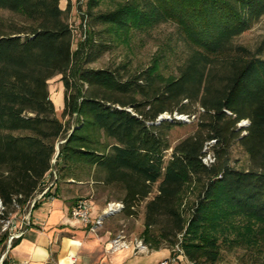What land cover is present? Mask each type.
Returning a JSON list of instances; mask_svg holds the SVG:
<instances>
[{
    "label": "trees",
    "instance_id": "obj_1",
    "mask_svg": "<svg viewBox=\"0 0 264 264\" xmlns=\"http://www.w3.org/2000/svg\"><path fill=\"white\" fill-rule=\"evenodd\" d=\"M88 1V34L73 48L70 0H0V11L20 17L0 15V198L7 209H27L55 169L51 187L88 181L106 202H120L124 217L142 215L139 237L151 249L173 255L177 245L190 264H216L241 245L246 264H256L264 249V38L254 48L234 39L264 16V0H118L97 11L91 8L100 0ZM160 22H172L183 41L176 74H164L158 59L137 70L88 65ZM57 74L61 118L48 88ZM165 112L171 117L158 120ZM196 112V129L172 144L171 130L182 123L173 114ZM235 143L247 154L245 168L230 164ZM207 152L214 159L206 164ZM234 216L256 222L254 243L218 227Z\"/></svg>",
    "mask_w": 264,
    "mask_h": 264
},
{
    "label": "rangeland",
    "instance_id": "obj_2",
    "mask_svg": "<svg viewBox=\"0 0 264 264\" xmlns=\"http://www.w3.org/2000/svg\"><path fill=\"white\" fill-rule=\"evenodd\" d=\"M118 0H100L96 7H92V11L99 9L113 8ZM71 7L67 12V19L73 27V48L77 46L79 41L83 40L88 34V26L86 19H84V13L88 10V0H70ZM62 6H66V2L62 1ZM0 15L7 19L20 20V17L7 11H0ZM264 38V16L248 30L238 35L234 42L247 45L251 48L256 45ZM180 40L179 34L177 33L176 26L172 22H160L151 28L144 30L133 31L130 35L117 45H112L107 51L102 53L97 59L90 62L88 65L93 67H101L107 64H121L126 63L130 69L137 70L152 64H155L164 74H176L177 66L181 63L185 56V49ZM158 59V63L156 61ZM48 88L50 97L57 106L56 115L61 118L62 107H59L60 101L63 102V87L60 80V75L57 74L48 80ZM63 104V103H62ZM175 118L181 120V124L174 126L171 130L170 139L172 144L180 138L192 133L196 129L198 112L195 115L188 116L187 114H173ZM165 118L171 117L168 112L162 114ZM184 118V119H182ZM246 120L241 121L239 124H246ZM212 144V143H210ZM207 143V147L210 146ZM230 164L237 168H245L248 165L247 154L235 143L230 152ZM53 174L50 172L47 175L46 183L49 184L53 181ZM69 184H75L72 181H63L60 183L65 189L64 193H70L71 187ZM92 185V184H91ZM76 187V184H75ZM81 197L89 198L92 200V206L99 211L101 214L105 212L111 202H106V194L97 190L93 186L87 187L85 184L80 192ZM191 194L185 197V200H191ZM187 216L188 212L185 210ZM142 215L135 218L124 217L121 213L117 212L108 215L98 225L96 229L105 230L109 228L111 230V236H115L118 233L123 234L127 239H131L139 236V232L142 229ZM219 228L231 229L228 237L237 235L238 237L244 236L246 243H254L252 235L254 233L256 222L251 219L243 217H229L227 222H222L218 225ZM258 243V242H257ZM261 245V243H259ZM264 246V244H262ZM179 249V246L176 245ZM246 249L239 245L234 247L232 250H224L222 259L216 264H246L249 256L246 255ZM257 263L264 264V249L261 253H257Z\"/></svg>",
    "mask_w": 264,
    "mask_h": 264
},
{
    "label": "crops",
    "instance_id": "obj_3",
    "mask_svg": "<svg viewBox=\"0 0 264 264\" xmlns=\"http://www.w3.org/2000/svg\"><path fill=\"white\" fill-rule=\"evenodd\" d=\"M51 172L55 177V169ZM68 181L76 184L68 185L70 193H64L66 188L55 183L48 186L49 194L37 198L30 209L31 225L8 251V264H161L164 260L167 264H190L181 252L172 255L167 247L142 253L132 248H111L109 228L92 229L91 224L71 216L82 187L87 184L91 188V182ZM101 212L92 206L90 216L94 220Z\"/></svg>",
    "mask_w": 264,
    "mask_h": 264
},
{
    "label": "built area",
    "instance_id": "obj_4",
    "mask_svg": "<svg viewBox=\"0 0 264 264\" xmlns=\"http://www.w3.org/2000/svg\"><path fill=\"white\" fill-rule=\"evenodd\" d=\"M212 141L213 140L209 141L208 144ZM213 159L214 157L211 152H207L202 156V160L206 164L213 161ZM52 183L53 182L51 181L45 186L42 192L37 194L36 197L29 202L27 209L25 210H20L17 206L14 211H9L0 198V264H3V260L7 257V253L15 241L20 239L23 236L25 229L31 225L30 209L33 207L35 200L43 195L48 189V186ZM121 206L122 204L118 201L111 202L105 212L93 220L90 216L92 208L91 200L89 198H79L71 209V216L81 220L83 223L91 224L92 229H96L103 219L108 216H104L107 211H112L109 215L117 213L120 211ZM110 247L114 249L121 247L132 248L135 253L146 252L149 249L148 245H146L139 236L127 239L121 233H118L111 238ZM175 248L181 252L180 249L177 247ZM161 264H167V261L164 260Z\"/></svg>",
    "mask_w": 264,
    "mask_h": 264
},
{
    "label": "water",
    "instance_id": "obj_5",
    "mask_svg": "<svg viewBox=\"0 0 264 264\" xmlns=\"http://www.w3.org/2000/svg\"><path fill=\"white\" fill-rule=\"evenodd\" d=\"M162 118H163V116L160 115V116L158 117V120H161ZM182 119H184V118H182ZM239 125H240V124H239ZM111 212H112V211H107V212L104 214V216L109 215Z\"/></svg>",
    "mask_w": 264,
    "mask_h": 264
}]
</instances>
